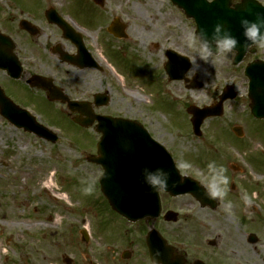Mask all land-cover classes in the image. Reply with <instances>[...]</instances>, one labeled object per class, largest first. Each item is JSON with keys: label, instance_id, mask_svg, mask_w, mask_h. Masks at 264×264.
Returning <instances> with one entry per match:
<instances>
[{"label": "rangeland", "instance_id": "1", "mask_svg": "<svg viewBox=\"0 0 264 264\" xmlns=\"http://www.w3.org/2000/svg\"><path fill=\"white\" fill-rule=\"evenodd\" d=\"M116 1L123 9L113 5L112 9L107 7L106 11L108 14L118 13L126 22L127 39L105 33V27L111 23L113 15L106 18L105 26L101 22L87 26L86 41L93 56L101 62L100 69L79 70L57 63L50 50L51 45L62 40L68 52L76 51L69 40L58 36L30 39L15 35L16 31L13 30L19 28L16 24L19 19L26 18L32 21L37 19L35 23L49 34L58 31L45 21V9L53 6L68 10L75 0H0V30L21 45L23 54L38 57L35 63L41 62L40 57L48 58L50 63L36 64L33 70L55 72L57 78L66 83L57 82L65 86L72 98L92 100L94 93L108 91L111 101L107 106L95 107L97 113L143 118L150 123L151 129L160 130L159 140L172 153L182 173H188L206 185L209 182L210 163L215 162L217 168L222 166L225 169L228 184L224 186L226 194L217 210L201 208L189 195L177 198L163 195L165 209H174L179 213H223L227 217L235 216V213H264V168H259L256 162L257 153H262L264 157V126L261 128L254 121L256 119L250 112L249 104L242 96L245 92L240 89L238 67L227 63L225 58L215 66L205 63L192 49L191 74L195 72L204 86L187 91L180 88L182 93L178 92L176 98L171 92L173 84L163 81L161 52L155 50L154 43L164 37L181 36L184 39L186 32L196 31L194 20L188 19L168 0H127L133 3L132 6L126 0ZM123 12L131 15L130 20ZM97 49L102 50L125 82L111 72L108 67L111 63L101 59ZM140 65L145 69H140ZM85 72L90 74L89 78L84 76ZM73 73L76 77H72ZM6 79L5 73L0 70V82L6 83ZM227 83L236 84L235 87L242 94L225 103L222 117L205 121L201 137L194 135L187 107L214 103ZM167 88L177 100L167 94ZM5 89L16 101L25 103L21 105L31 110L42 123L53 128L60 139L57 143L41 139L15 127L0 113V206L3 210L15 206L18 214L0 220L4 225H10L11 233L21 234L20 238L10 242L8 258L0 256V264H23L22 246L30 243L32 238L51 246L60 243V248L57 247L58 264H65L64 255L72 258V264H88L100 259L107 260L100 261L103 264H111L108 262L111 254H115L114 249L122 244L125 234L123 227H116L114 223L118 224L117 219L107 209L109 205H106L99 185V168L87 161V156L96 151L97 134L94 127L83 128L76 124L65 104L48 100L42 92L23 88L14 82H9ZM133 90L148 93L146 101L137 100L140 94H134L131 92ZM234 124L244 127L245 136L242 139L231 131ZM184 162L190 163L191 168H181ZM232 163L238 165L240 171L233 172L229 167ZM48 165L56 169L55 182L63 188V193L69 195L75 204L74 209L67 210L61 202H55L45 192L33 188L41 171L46 170ZM232 177L235 190L231 189ZM10 181L14 187L4 190L2 186ZM88 182L93 183L94 191L85 195L82 189ZM244 193L252 200L250 205L244 203ZM229 202L232 205L230 213L225 211V205ZM61 207L63 210L59 212ZM252 207L255 211L247 210ZM58 213L63 218L56 223ZM84 225H90L94 237L87 245L80 234ZM116 234L119 238L111 240ZM8 238L7 232L0 233V240L7 241ZM38 247L42 248V245ZM5 250V247L1 248L2 253Z\"/></svg>", "mask_w": 264, "mask_h": 264}, {"label": "water", "instance_id": "2", "mask_svg": "<svg viewBox=\"0 0 264 264\" xmlns=\"http://www.w3.org/2000/svg\"><path fill=\"white\" fill-rule=\"evenodd\" d=\"M188 4L183 5V10L190 18L195 19L197 23V33L202 30H207V38L212 39V29L217 23L223 24L226 29H229L241 44H243V29L240 26L242 18L255 20L257 14L248 13V8L231 9L224 6L225 0H216L208 4L205 0H186ZM223 2V3H222ZM52 22L60 20L55 16L54 10H49L47 14ZM28 30L34 32V28L27 21L22 22ZM125 25L114 21L109 30L118 37H125ZM71 27L64 26L66 34L71 37L79 46L80 55L82 58H88L80 36L73 34ZM213 48L215 45L213 44ZM15 44L11 38L0 33V68L6 70L8 74L14 78H20L23 71L21 63L14 51ZM237 50H241L240 45ZM63 58L70 60L69 54H64ZM241 57L237 56L234 63H239ZM78 59L80 66H86ZM189 65L185 66L179 72L177 78H184ZM251 75V98L253 100L260 97L261 103L251 105L252 113L259 117H264V88L258 87L256 79ZM33 86L44 88L48 97L51 100H60L68 103V107L73 112H79L82 116H75L74 119L83 126H92L96 120H99V130L103 133L101 142L99 143V153L104 158L97 159L95 156H89L88 160L95 163H103L106 169L105 176L101 179V187L104 195L109 200L112 208L123 216L137 220L144 216H158L161 210V202L159 192L152 190L143 180L142 170L145 168L156 169L163 168L170 174L169 186L165 192L171 193L173 196L191 192L201 202L203 206H210L216 209L219 205V200L208 199L205 196V188L196 180L187 176L181 182V174L176 164L167 151V149L154 140L151 135L144 130L137 122L123 118H112L108 116L96 115L93 107L89 103L72 101L63 90L53 84V80H45L44 77L35 75L32 77ZM195 87H202V83H197ZM236 92L232 86H226L219 97V101L211 106L200 108L191 106L188 111L193 114L192 122L194 131L197 135H201V126L204 120L211 116H221L224 113V103L228 99H234ZM96 104L98 106L107 105L110 102V97L107 93H98L95 95ZM0 112L12 124L19 128H24L26 131L33 132L40 137L53 142L58 141V136L46 126L40 124L35 116L29 111L20 108L4 91L0 88ZM262 112V113H261ZM263 114V115H260ZM234 131L238 136H243V128L235 126ZM114 163V164H113ZM114 165V166H113ZM234 169H237L233 165ZM128 178L126 183H112L108 179L116 176ZM130 178V179H129ZM168 213H175L169 211ZM82 234L87 238L85 230ZM151 238V236H150ZM159 243V240H158ZM151 242V253L154 260L159 262V244ZM65 261L71 264V259L65 257ZM169 264V263H168Z\"/></svg>", "mask_w": 264, "mask_h": 264}, {"label": "flooded vegetation", "instance_id": "3", "mask_svg": "<svg viewBox=\"0 0 264 264\" xmlns=\"http://www.w3.org/2000/svg\"><path fill=\"white\" fill-rule=\"evenodd\" d=\"M98 1L99 2L95 0H81V11H77L73 4L70 9L68 7V10L66 8L61 10L57 9V11L63 19L74 26L79 25L85 32L89 28L87 26L95 25L96 22L105 24L106 18H109L111 15H113L112 19L118 18L119 20H123L118 13L111 12L108 14L106 11L107 7L112 9L113 5H115L116 8L123 9L120 3L116 0ZM168 1L173 7L179 10V3L184 4L186 2V0ZM207 1L212 2L214 0ZM225 1L226 4L224 6H230L231 8L240 5L242 7L250 6V3L262 4L264 6V0ZM128 4L131 6L133 5L131 2H128ZM124 14H126V19L130 20L131 15L127 13ZM32 22L35 23V21ZM51 24H53L58 31L49 34L44 29H39L36 34L32 35L27 30L23 29L21 19H19L17 22L19 29L16 30L13 28V30L16 31L15 35L18 34L21 37H30V39H38L43 36H58L61 39L69 40L66 38L65 32L59 25L56 23ZM84 40L91 54L90 60H93V53L85 38ZM70 42L73 44L72 41ZM154 48L156 51L161 52L160 65L162 77L166 82L173 84L171 92L176 95L175 97L178 98V92L180 94L182 93L180 88L186 91L192 90L193 88H191V85L194 84V78L198 77V75L195 72L189 74L193 69V62L191 59L193 50L187 47L185 39H182L181 36H175L173 38L164 37L160 42L154 43ZM51 49L56 51L57 49L66 50L62 40H57L54 45H51ZM16 50L25 72L23 73V78L20 80L7 78L6 80L8 83L14 82L23 88H29L26 80L33 74H41L52 77L56 82L66 83L63 80H59L55 72H37L33 70V68L37 66L36 64L43 65L50 63L48 58L40 57L42 58L41 62L35 63L38 57L23 54L21 45L16 44ZM235 54L236 51H234V54H228V57L225 58L227 63L234 65L233 59ZM54 57L56 62L60 65L84 70L77 66L75 61L72 63L62 61L60 58L61 56L55 53ZM182 57H189L191 59L190 68L187 72V77L190 79L186 81L175 78L178 72L185 66V61ZM52 64L57 67L55 63ZM251 65H253V69L256 73L254 79H256L259 84H264V48H261L257 44L250 45L241 58L240 63L234 65L238 67L240 72V89H243L245 92L242 94L241 90H238V93L239 95L242 94L249 105L251 103V98L249 97L250 77L247 74V69ZM94 68H98L97 64L96 66L94 65L86 69L94 70ZM168 71H170L172 78H170ZM231 84L236 85L234 83ZM61 86L67 92L65 86ZM42 92L44 93V91ZM91 99H93L92 96ZM261 100L262 98L260 99L259 97L254 102L261 103ZM131 118L137 121H143V125L149 130L153 137L159 140L160 130H156V128L151 129L150 123L144 121L143 118ZM255 122L261 128L264 126L263 118H256ZM100 137L101 134L97 133V140H99ZM96 166L99 168L100 175L103 168L101 165ZM116 180H121V178H116ZM164 214L165 213L162 212L155 220L142 219L137 222H130L117 214L118 220L126 229V236L122 244L116 245L113 260L108 262H111V264H155L151 261L149 246L146 241L149 230L154 227L160 230L167 244L170 245V247H168L169 250L163 251L162 254L168 257L172 264H264V213H235V216L229 217L225 216L223 213H177V220L174 222L166 220ZM249 226L253 227L248 228ZM252 233L255 235H251Z\"/></svg>", "mask_w": 264, "mask_h": 264}, {"label": "clouds", "instance_id": "4", "mask_svg": "<svg viewBox=\"0 0 264 264\" xmlns=\"http://www.w3.org/2000/svg\"><path fill=\"white\" fill-rule=\"evenodd\" d=\"M240 26L243 29V44L232 35L229 29H226L223 24L217 23L212 29V39L207 38V30L195 33L188 31L185 33V42L188 48L194 49L199 58L205 63H211L213 66L223 59L227 58L228 54L237 50V46L243 47L245 50L251 44H257L264 48V13L257 14L255 20L242 18ZM213 44L215 48H213ZM191 74V72H189ZM183 169L191 168V164L184 162L180 165ZM210 176L209 182L203 185L205 188V196L208 199L223 200L225 196V187L228 184V179L224 175L225 169L221 166L216 167L215 162L208 165ZM143 180L152 190L156 192L166 191L169 186L170 174L163 168H156L154 170L145 168L142 170ZM185 176H181V182ZM85 195H90L94 191L92 182H88L87 186L82 189ZM255 193H253V196ZM242 199L246 205H250L252 200L247 193L242 195ZM232 208L231 202L225 205V211L230 213Z\"/></svg>", "mask_w": 264, "mask_h": 264}, {"label": "bare ground", "instance_id": "5", "mask_svg": "<svg viewBox=\"0 0 264 264\" xmlns=\"http://www.w3.org/2000/svg\"><path fill=\"white\" fill-rule=\"evenodd\" d=\"M97 52L100 55V58L106 61L107 63L109 62L104 53L102 52L101 49H97ZM111 69V72L116 74V76L121 74L117 71V69L113 65H108ZM84 76L86 78L90 77V74L85 72ZM72 77H76V75L73 73ZM120 80H123L125 82V78L123 79L120 77ZM143 91H145L143 89ZM134 94H140L139 98L136 97L137 100L139 101H146L147 99V94H141V91L133 90L131 91ZM146 92V91H145ZM73 151V150H70ZM35 168H33L34 170ZM56 174V169L54 166L48 165L46 170H42L40 176L38 177V182L37 184L33 187L35 190H40L43 191L47 194V196L54 200L55 202H61L62 206L64 205L67 210H72L75 207V204L70 200V197L67 193H63L62 190L63 188L59 186L54 179V176ZM14 187L13 182H8L5 183L2 188L4 190H9ZM15 206H9L6 210H3L2 207L0 206V218L2 219H10L13 218L14 216H17L18 214L15 211ZM63 208H59L58 211L61 212ZM21 217V216H18ZM59 219L56 220V223L60 222L62 220V216L60 213H58ZM13 224V223H12ZM29 225H35L33 223H28ZM11 227L6 226L2 223L0 220V233H5L7 232L9 234V238L7 241L0 240V256H4L8 258L9 256V250L8 247L10 245V242L13 239H18L20 238L21 234L19 232L13 234L10 232ZM39 245H42V248L38 247ZM5 247L4 253H2L1 248ZM57 247L60 248V243H55L54 246L49 245L47 242H41L39 240H35L32 238L30 240V243H28L26 246H22V252H21V259L23 261V264H58L59 261V253L57 250Z\"/></svg>", "mask_w": 264, "mask_h": 264}]
</instances>
